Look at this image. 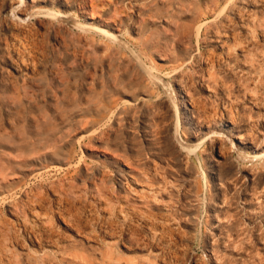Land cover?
Listing matches in <instances>:
<instances>
[{
  "label": "rangeland",
  "instance_id": "obj_1",
  "mask_svg": "<svg viewBox=\"0 0 264 264\" xmlns=\"http://www.w3.org/2000/svg\"><path fill=\"white\" fill-rule=\"evenodd\" d=\"M18 1L0 264H264V0Z\"/></svg>",
  "mask_w": 264,
  "mask_h": 264
},
{
  "label": "bare ground",
  "instance_id": "obj_2",
  "mask_svg": "<svg viewBox=\"0 0 264 264\" xmlns=\"http://www.w3.org/2000/svg\"><path fill=\"white\" fill-rule=\"evenodd\" d=\"M5 1V0H4ZM20 1V2H19ZM18 2H19V4L20 3H25V0H19ZM59 2V1H58ZM57 2V3H58ZM61 2V1H60ZM2 3V2H1ZM85 3H86V1H85ZM6 7H10L11 8V13L17 18V15L19 14V10H20V8L17 10V7H14V4L12 5V2H9V3H6L5 2V4H4ZM21 5H23V4H21ZM21 5H18V3H17V6H21ZM29 7V6H28ZM31 7V6H30ZM83 7V6H82ZM80 8H81V6H80ZM25 9V8H24ZM23 9V10H24ZM88 9V8H87ZM23 10L21 11V12H23ZM42 13L43 14H46L45 16L46 17H48V16H52V17H55V18H57V19H60V18H68L67 17V15H66V13L65 12H62V11H55V10H52V9H45V8H42ZM82 10V9H81ZM94 10V9H93ZM26 11V10H25ZM28 11V10H27ZM82 12H83V10H82ZM16 13V14H15ZM41 13V14H42ZM87 13V12H86ZM22 14H25V12L24 13H22ZM40 14V15H41ZM20 15V14H19ZM26 15V14H25ZM39 15V16H40ZM48 15V16H47ZM14 17V18H15ZM28 18H29V16H28ZM85 18V17H84ZM18 19V20H17ZM17 19H15V20H17V21H19V25H23V26H25L26 27V29L27 28H29L30 26H32V25H30L29 24V22H27V18H21L20 16L17 18ZM105 24V23H104ZM30 28H33V26L32 27H30ZM94 29L97 31V32H99L100 34H102L103 36H105V37H107V38H109L110 40H113V41H116L117 40V35L115 34V32L113 33L112 31H110L109 29H107V28H104V27H98V26H95L94 27ZM28 30V29H27ZM26 30V31H27ZM57 30V29H56ZM29 31L30 32H33V31H31L30 29H29ZM20 57H22V55L20 56ZM17 59V58H16ZM23 61V60H22ZM32 61H34V60H32ZM33 63V62H32ZM34 65V64H33ZM23 66V65H22ZM179 125V124H178ZM178 130H179V128H178ZM179 133V132H178ZM214 133H215V131H214ZM216 136H218V134H216L215 133V137ZM181 138V137H180ZM217 139H218V137H217ZM217 139H216V141H217ZM214 140V139H213ZM212 142H214V141H211V143ZM210 143V144H211ZM212 145H213V143H212ZM215 145V144H214ZM111 222V221H110ZM112 223V222H111ZM108 225V224H107ZM115 226H117L118 227V225H115ZM121 226V225H120ZM107 227V226H106ZM123 227V226H122ZM139 227V226H138ZM111 228H112V226H111ZM111 228H109V229H111ZM128 228V227H127ZM133 228V227H132ZM140 228V227H139ZM138 228V229H139ZM146 228V227H145ZM133 229H135V228H133ZM147 229V228H146ZM145 229V230H146ZM119 230H121V229H119ZM126 230V229H125ZM106 231V230H105ZM126 231H129V230H126ZM133 231V230H132ZM116 232H118V230H116ZM134 232V231H133ZM128 233V232H127ZM136 232H134L133 234H135ZM138 233H140V231L138 230ZM137 233V234H138ZM106 234V233H105ZM130 234V232L128 233V236H131V235H129ZM109 236H110V233H109ZM113 236V235H112ZM116 236V235H115ZM133 237H135V235H132ZM132 236H131V238L129 237V239H130V241H132L133 239H135V238H132ZM140 236H142V235H140ZM36 237V236H35ZM108 238V237H107ZM111 238V237H110ZM112 238H114V237H112ZM36 239H37V237H36ZM40 239V238H39ZM132 239V240H131ZM142 239H143V237H142ZM38 240V239H37ZM39 241V240H38ZM42 241V240H41ZM133 241H136V239L135 240H133ZM140 241V240H139ZM138 241V238H137V243L139 242ZM163 241V240H162ZM142 242H144V240H142ZM159 242H161V241H159ZM136 243V244H137ZM145 243V242H144ZM136 244H134V245H136ZM141 244V243H140ZM132 245V244H131ZM145 246H148L146 243H145ZM171 247V246H170ZM177 247V246H176ZM179 248V247H178ZM176 250V249H175ZM175 252V251H174ZM166 253V252H165ZM177 253V252H176ZM175 254V253H174ZM163 255V254H162ZM172 257V256H171ZM164 258V257H163ZM171 259V258H170ZM170 259H168V260H170ZM160 261V260H159ZM172 262V261H171Z\"/></svg>",
  "mask_w": 264,
  "mask_h": 264
}]
</instances>
